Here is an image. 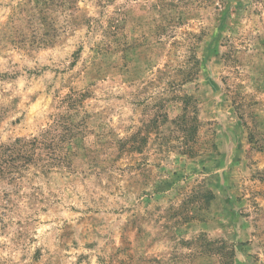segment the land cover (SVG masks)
I'll return each mask as SVG.
<instances>
[{
  "label": "rangeland",
  "instance_id": "374dc122",
  "mask_svg": "<svg viewBox=\"0 0 264 264\" xmlns=\"http://www.w3.org/2000/svg\"><path fill=\"white\" fill-rule=\"evenodd\" d=\"M0 264H264V0H0Z\"/></svg>",
  "mask_w": 264,
  "mask_h": 264
},
{
  "label": "trees",
  "instance_id": "16d2710c",
  "mask_svg": "<svg viewBox=\"0 0 264 264\" xmlns=\"http://www.w3.org/2000/svg\"><path fill=\"white\" fill-rule=\"evenodd\" d=\"M193 155H190V157H192Z\"/></svg>",
  "mask_w": 264,
  "mask_h": 264
}]
</instances>
